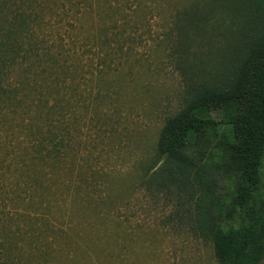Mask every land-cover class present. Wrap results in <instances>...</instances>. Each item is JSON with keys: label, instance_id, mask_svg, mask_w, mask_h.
<instances>
[{"label": "rangeland", "instance_id": "1", "mask_svg": "<svg viewBox=\"0 0 264 264\" xmlns=\"http://www.w3.org/2000/svg\"><path fill=\"white\" fill-rule=\"evenodd\" d=\"M245 6L0 0V263L217 264L187 196L158 185L157 139L190 85L222 79Z\"/></svg>", "mask_w": 264, "mask_h": 264}, {"label": "trees", "instance_id": "2", "mask_svg": "<svg viewBox=\"0 0 264 264\" xmlns=\"http://www.w3.org/2000/svg\"><path fill=\"white\" fill-rule=\"evenodd\" d=\"M243 2L247 21L241 46L222 79L190 85L157 139L158 185L163 171L162 186L187 196L188 225L211 243L217 264L264 259V0ZM12 72L0 67V96L15 94ZM215 101L220 102L218 119L211 114ZM243 149L246 157H237Z\"/></svg>", "mask_w": 264, "mask_h": 264}]
</instances>
